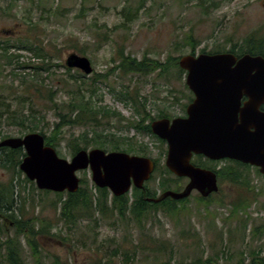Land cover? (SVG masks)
<instances>
[{
    "label": "rangeland",
    "instance_id": "rangeland-1",
    "mask_svg": "<svg viewBox=\"0 0 264 264\" xmlns=\"http://www.w3.org/2000/svg\"><path fill=\"white\" fill-rule=\"evenodd\" d=\"M129 14L133 15L131 20ZM254 32L264 38V0H0V44L21 47L12 48L9 54L22 55L19 62L9 64L0 52V111H4L0 141L41 130L51 136L56 125L62 123L57 106L64 105L67 110L74 97L70 89L76 85L70 82L72 85L65 87L61 81L67 82L69 75L75 74L86 81L84 93L91 97L99 124L64 125L61 144L56 149L58 155L71 160L76 154L72 152L71 143L79 140L84 146L82 137L86 134L89 138L83 140L89 141L87 150L99 148L111 152L110 148H101L95 143L96 132H111L127 138L135 150L143 146L145 155L157 161V170L145 184L146 188L154 191L160 187L162 177L160 183L169 180V190L177 191V183L171 181L178 177L165 170L167 142L162 143L156 135L142 134L132 127L142 115L137 113L136 105L131 100H123L120 93L128 88L155 120L166 118L159 117L160 113L172 119L182 117L188 97L192 96L187 88V72L184 70L179 80L180 66L164 77L157 73L124 75L117 71L97 83L94 94L88 84L93 82L96 73H108L116 65L113 58L120 62V50L138 60L148 55L162 63L172 56L179 58V64L180 58L191 55L193 50L199 55L203 50L227 52L235 45L236 50L246 48L245 40ZM190 36L193 46L186 42ZM30 43L44 50L49 62H53L54 73L48 75L43 70L48 62L35 57L28 48ZM71 54L88 57L93 73L87 75L80 69L68 73L66 61ZM20 63L29 68L19 69L16 65ZM102 107L119 116L104 114ZM35 128L38 130L31 132ZM129 148L121 145V152ZM126 153L139 155L133 151ZM218 166L220 170L245 168L233 161H224ZM248 169L250 187L220 179L218 192L205 203L198 200L200 195L194 191L184 204L186 214L178 221L162 212L150 214L148 221L153 233L161 240H170L181 264H194L196 255L201 256L203 250L204 258L211 257L216 264H250L251 254L257 252L264 257V175L253 167ZM78 176L94 185L90 170L80 171ZM25 178L22 171L19 174L7 170L0 162V183L7 184L14 179L17 206L22 209L17 211L16 217H38L52 225L50 234L39 236L47 257L58 255L74 264H95L109 258L116 264H153L146 258L128 261L123 256V249L133 248L138 240L140 232L135 220L100 219L95 224L80 219L72 225L59 214L65 195L44 194L35 182L27 183ZM182 179L178 182L181 184L178 191L189 182ZM160 188L158 195L162 193ZM244 202L246 204L242 205ZM182 230L185 233L182 234Z\"/></svg>",
    "mask_w": 264,
    "mask_h": 264
},
{
    "label": "water",
    "instance_id": "water-1",
    "mask_svg": "<svg viewBox=\"0 0 264 264\" xmlns=\"http://www.w3.org/2000/svg\"><path fill=\"white\" fill-rule=\"evenodd\" d=\"M67 67L92 74L94 67L86 56L71 54ZM179 66L187 72L186 83L195 98L187 107V117L161 118L151 123L154 135L166 141V167L175 176L189 178L182 191L167 190L148 202L167 198L184 200L194 191L208 198L218 192V179L211 170L195 166L194 154L219 159H237L260 168L264 175V56L233 53L185 55ZM246 95L249 102L241 107ZM241 113L242 123L237 116ZM1 148H23L26 156L19 166L40 190L76 193L80 188V171L90 170L93 183L107 188L115 197L144 190L155 170L148 157L103 149L79 150L71 160L46 145L40 133L11 137L0 141Z\"/></svg>",
    "mask_w": 264,
    "mask_h": 264
},
{
    "label": "trees",
    "instance_id": "trees-1",
    "mask_svg": "<svg viewBox=\"0 0 264 264\" xmlns=\"http://www.w3.org/2000/svg\"><path fill=\"white\" fill-rule=\"evenodd\" d=\"M52 11V9H49ZM60 12V11H59ZM133 15H128V19L131 20ZM187 44L193 46L194 41L193 37L187 38ZM245 47L240 50H236V45L229 50V52L234 53L238 56H242L243 54L250 55H262L264 56V38H259L257 32H254L250 35L248 39L245 40ZM12 48H21L16 47L13 44L6 43L4 46L0 44V52H3L6 62L9 64H13L14 62H19L22 58V55L18 54H9ZM30 51L35 53V57L45 59L47 63V67H44V71L49 75L54 73L51 68L54 66L53 62H49L48 56L44 53L39 46L34 47L32 43L28 46ZM24 49V48H23ZM203 53H217L220 51H210L206 50L202 51ZM82 55L83 52L80 51ZM192 55H196V52L193 50L191 52ZM119 61H116V58H113V66L108 73L97 74L92 79V83L88 84L91 93H96V84L99 82H103L110 75L119 71L121 74L130 75V74H139L144 76H149L157 73L159 77H164L170 74L175 68H179L178 60L179 58H175L169 56L166 60V63H162L159 59H152L145 55L141 60H138L132 55H126L124 50L119 51ZM118 62V63H116ZM17 64L19 69L29 68L27 65ZM17 69V68H16ZM37 69V68H35ZM40 69V68H39ZM68 73L72 72V69L66 68ZM15 71V70H14ZM13 71V74L15 72ZM184 70L179 68V73L177 74V79L180 80L181 75L183 76ZM21 76V73L18 74ZM70 79L66 81H61V83L66 87L72 82L75 87L72 85L71 94H73L72 101L68 104L69 107L65 110V106L62 105L60 110L58 111L61 124H57L51 136H47L43 130L40 131L42 135H44L46 139V144L50 145L54 148H58L61 144V131L62 127L67 124H78V125H86L87 123H96L99 124L97 120L98 112L94 109L91 101V97H86L84 93L85 90L83 87H86V81L82 77H77L75 74L69 75ZM23 82H26L25 80ZM95 89V90H94ZM137 94V93H136ZM120 95L123 100H131L136 105V111L138 114H141V120L137 123H132V127L136 129L139 133L144 134H152L151 123L156 118L152 117L145 108L143 103L139 104L137 96H132L131 92L128 88L121 91ZM189 101L192 100V96H189ZM186 106V105H185ZM103 108V113L107 115H116L119 116L118 113L111 111L105 107ZM65 110V111H63ZM159 117L170 118L168 114L160 113ZM158 117V118H159ZM121 119V118H120ZM4 122V111H0V129L2 128V124ZM38 129H31V132H35ZM97 140L95 143L98 147L101 148H110V151H122L121 145H128L129 149H123L126 152H135L139 153L141 156H146L145 148L143 146H139L137 150L134 149V145L130 143L127 138H122L114 133L102 134L97 133ZM83 138L88 139V134L83 135L82 141H84V146L79 144V140L75 141L74 144L71 143L72 152H75L85 149L87 150L90 146L88 140H83ZM164 143V141H161ZM107 150V149H106ZM26 156L24 149L19 148L16 150L10 148H2L0 149V162L1 166L6 168L7 170H13L14 172L20 171V164L22 159ZM147 157V156H146ZM156 170H157V161ZM244 170H233L232 168L225 167L219 174L220 179L228 180V182L234 184H240L244 186L250 187V179H249V167L242 165ZM168 174L171 172L166 168L165 169ZM258 171V170H257ZM259 172V171H258ZM153 178V177H152ZM159 186L162 187V192L169 190V186H167L168 181L162 180ZM25 182L30 183L29 179L25 178ZM183 179L176 178L171 182L177 183V187L175 190L181 189V182ZM14 179L10 181V183L2 184L0 183V264H47L46 255L44 253L45 248L40 244L39 236L40 234H50L52 230V225L38 217L27 218L24 219L23 215H17V211H21V207L17 206L16 202V186L13 183ZM170 182V181H169ZM166 183V184H165ZM157 187L154 191L150 188H146L145 191L140 189H133L132 194H126L121 197H115L111 194V192L104 188L100 189L95 185H90L88 180L81 179V184L79 191L76 193H54L57 197H64V200L61 201V207L59 209V214L62 220L73 224H77L80 222V219L83 221H93L97 224L100 219H111L117 218L122 221H132L135 220L138 223V232H140L138 236V240L131 249H123V256L128 261L141 259L143 260H151L153 264H181V262L177 258V251L170 240H161V237H157L156 234L153 233L151 226H149L148 217L152 212H162L169 216L174 221H178L181 215H185L187 210L184 204L189 200H173L172 198H167L160 203L148 202L147 198H158V191L161 189ZM251 190V189H250ZM44 194H51L53 192L50 191H42ZM198 200L202 203L210 202V200L202 198L198 196ZM244 202L242 205H245ZM180 205H183L180 207ZM58 209V208H57ZM246 211V210H245ZM71 227V226H70ZM186 228V227H183ZM264 228V227H263ZM185 233L182 230V234ZM195 235V234H194ZM201 240V239H200ZM141 254V255H140ZM204 250L202 251V255L198 254L195 257L194 264H216L212 260L211 257L204 258L203 256ZM260 253H252L251 254V263L250 264H264V257H260ZM49 264H74L70 259L67 261L62 259L58 255H53L47 257ZM127 261V262H128ZM147 261V262H149ZM144 261H140L143 263ZM95 264H116L114 260L109 258L105 261H98Z\"/></svg>",
    "mask_w": 264,
    "mask_h": 264
},
{
    "label": "flooded vegetation",
    "instance_id": "flooded-vegetation-1",
    "mask_svg": "<svg viewBox=\"0 0 264 264\" xmlns=\"http://www.w3.org/2000/svg\"><path fill=\"white\" fill-rule=\"evenodd\" d=\"M237 56V55H236ZM262 56V55H261ZM237 57H241V56H237ZM187 88L189 89V87L187 86ZM190 90V89H189ZM190 92L192 93V100L189 101V103L187 104V106L192 103V101L194 100V94L193 92L190 90ZM249 102V97L244 95L241 99V107H245L246 103ZM259 110L260 112L264 113V103H262L260 106H259ZM182 117H187V107H186V112H185V115L182 116ZM237 119H238V122L241 124L242 123V115L241 113L238 114L237 116ZM166 160V159H165ZM152 161H156V160H153ZM194 161H197V163H195ZM224 161H233V162H237V163H240L241 165H245L246 167H253L254 169H257L259 172H260V168L258 167H254V166H251L249 164H245L243 163L241 160H237V159H229V158H225V159H219V160H215V159H211L207 156H205L204 154H200V155H196L194 154L192 159H191V162L195 165V166H198L200 168H203V169H207V170H211L213 171L214 173H216L217 175V179H218V184H219V181H220V177H219V174L222 170H220V167L218 165H220L222 162ZM184 179H187L189 181L188 178H184ZM145 190H146V187H145ZM143 190V191H145Z\"/></svg>",
    "mask_w": 264,
    "mask_h": 264
}]
</instances>
